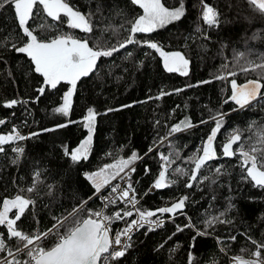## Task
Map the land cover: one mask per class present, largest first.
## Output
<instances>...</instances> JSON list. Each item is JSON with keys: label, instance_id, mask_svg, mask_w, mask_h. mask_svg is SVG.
Here are the masks:
<instances>
[{"label": "trees", "instance_id": "trees-1", "mask_svg": "<svg viewBox=\"0 0 264 264\" xmlns=\"http://www.w3.org/2000/svg\"><path fill=\"white\" fill-rule=\"evenodd\" d=\"M159 2L180 16L141 30L134 0H34L24 19L15 0H0V264H22L28 238L48 250L57 231L97 214L101 203L89 199L104 170L113 179L135 164L128 184L143 195L160 152L170 166L137 207L167 221L135 231L123 254L100 264H229L228 255L264 264V183L253 177L264 174V8ZM69 38L110 55L77 80L65 110L68 83L49 85L23 47ZM171 53L185 71L165 66ZM248 84L257 97L239 99ZM119 207L104 211L113 226L133 217L113 215Z\"/></svg>", "mask_w": 264, "mask_h": 264}, {"label": "rangeland", "instance_id": "rangeland-1", "mask_svg": "<svg viewBox=\"0 0 264 264\" xmlns=\"http://www.w3.org/2000/svg\"><path fill=\"white\" fill-rule=\"evenodd\" d=\"M33 1L34 0H15L16 10L21 19L26 18V15L28 14ZM134 1L141 5L144 10V14L140 17L138 22V28L141 30L155 28L163 21L179 17L181 14L180 11L165 9L161 5L159 0ZM255 1L259 7L264 8V0ZM74 42L82 43L83 45H85L81 41L69 38L51 41L32 40L30 43L26 44L23 47V50L26 51L34 59L37 70L44 75V78L49 85L57 84V82L59 81L68 83L67 90L63 97V108L65 110L69 109L73 88L75 83L77 82V79H79L81 75H83L85 70H87L85 64H83L82 62H74L71 59V54L76 51V46L75 44H73ZM165 66L168 69L183 72L186 70L187 63L181 55L171 53L166 58ZM256 92L257 86H254V84H248L246 85V87L239 88V99L252 98L253 96L257 97ZM85 119L86 126L91 129L93 122L92 113L88 112ZM212 139L213 135L207 140L205 144L206 155H208L209 157L214 156V151L211 147ZM108 177V173L106 172V170H104V174L99 179L98 184L104 185L105 183L111 181L112 177ZM253 177L256 182L264 183V174L253 173ZM100 185H98V187Z\"/></svg>", "mask_w": 264, "mask_h": 264}, {"label": "built area", "instance_id": "built-area-1", "mask_svg": "<svg viewBox=\"0 0 264 264\" xmlns=\"http://www.w3.org/2000/svg\"><path fill=\"white\" fill-rule=\"evenodd\" d=\"M205 14L203 19L205 22H213L215 12L210 4H204ZM160 161V172L150 184L146 187L143 195L153 192L155 187L159 184V176L165 172L169 166V157L164 153L158 154ZM134 174V165L129 166L120 172L112 181L107 182L102 188H100L89 200L97 198L101 203L100 210L97 214L89 213V217L94 218L102 223V229L108 234V248L102 256V261L109 260L119 256L127 250L128 242L132 234L140 228L147 229H160L164 226L167 219L160 214H156L151 217H140L137 204L141 200L142 196L137 195L135 187L129 186L128 180L130 176ZM120 206L118 209H114L113 215L116 216V212L121 208H127L128 215L131 213L133 217L130 221H126L123 217L114 219L116 225L113 226V221L104 214L105 209L108 207ZM52 228L49 232H53ZM65 238L64 233L57 231L54 234V243L58 244ZM41 237L31 240L24 249H28L27 256L22 264H33L43 249L39 245ZM227 262L229 264H258L255 258L228 255Z\"/></svg>", "mask_w": 264, "mask_h": 264}, {"label": "water", "instance_id": "water-1", "mask_svg": "<svg viewBox=\"0 0 264 264\" xmlns=\"http://www.w3.org/2000/svg\"><path fill=\"white\" fill-rule=\"evenodd\" d=\"M133 38L131 36V40ZM96 54L98 57L108 56L110 51ZM71 59L76 62L78 55L72 53ZM247 156V153L243 154L244 159ZM251 163L253 166L255 161ZM101 225V221L86 217L59 244L45 250L34 264H100L101 256L108 248V235L105 230H101Z\"/></svg>", "mask_w": 264, "mask_h": 264}, {"label": "flooded vegetation", "instance_id": "flooded-vegetation-1", "mask_svg": "<svg viewBox=\"0 0 264 264\" xmlns=\"http://www.w3.org/2000/svg\"><path fill=\"white\" fill-rule=\"evenodd\" d=\"M73 20H75L76 23L78 22V20L76 18H73ZM73 44H75V46H76L75 47L76 51L74 53H76L78 55V60L76 62L77 63L82 62L87 67V70H85L83 75H81V77H82L84 75H87L89 72H92L93 69L96 68V64L99 60V57L97 56L96 51H92L91 49L87 48L86 45H83L82 43H78V42H74ZM102 256L100 259V263L104 262V261H102ZM105 261H107V260H105Z\"/></svg>", "mask_w": 264, "mask_h": 264}]
</instances>
